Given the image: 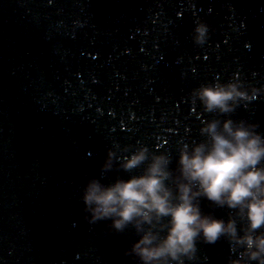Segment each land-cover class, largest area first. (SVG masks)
<instances>
[{"label":"water","instance_id":"1","mask_svg":"<svg viewBox=\"0 0 264 264\" xmlns=\"http://www.w3.org/2000/svg\"><path fill=\"white\" fill-rule=\"evenodd\" d=\"M235 80L260 91L233 113L192 102L202 85ZM212 119L264 136V0H0V264H138L124 255L133 229L88 223L85 185L139 175L118 162L141 146L175 169ZM108 150L114 170L102 175ZM197 249L193 264L236 258L223 239Z\"/></svg>","mask_w":264,"mask_h":264},{"label":"clouds","instance_id":"2","mask_svg":"<svg viewBox=\"0 0 264 264\" xmlns=\"http://www.w3.org/2000/svg\"><path fill=\"white\" fill-rule=\"evenodd\" d=\"M208 25L197 23L191 33L203 45ZM235 80L202 85L191 93L205 113L231 114L260 90L245 91ZM245 121L212 119L199 134L205 139L191 147L181 144L176 167L171 157L138 147L118 162L130 175L108 185L90 179L81 200L90 224L110 220L115 233L129 227L139 237L124 253L138 264H193L197 243L214 245L223 239L235 255L227 264H264V136ZM122 151L127 152L128 148ZM115 153L108 150L101 174L114 170ZM201 198L213 209L227 210V219L204 214Z\"/></svg>","mask_w":264,"mask_h":264}]
</instances>
